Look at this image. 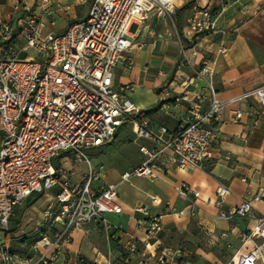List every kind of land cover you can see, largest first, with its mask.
Returning a JSON list of instances; mask_svg holds the SVG:
<instances>
[{"label":"built area","instance_id":"built-area-1","mask_svg":"<svg viewBox=\"0 0 264 264\" xmlns=\"http://www.w3.org/2000/svg\"><path fill=\"white\" fill-rule=\"evenodd\" d=\"M48 0H40L47 3ZM174 0H92L85 19L71 23L63 32L41 34L36 14L23 0L14 7L9 18L0 22V230L9 233V220L15 207L33 194L44 195L62 181L60 190L41 212L36 222L33 249L39 251L34 264H51L53 252L58 251L73 229L99 220L109 238L112 226L102 218L104 214H119L118 192L115 185L99 191L91 188L94 179L103 178L100 167H89L83 182L72 185L61 167L54 161L62 152H70L78 164L89 165L87 152L110 143L116 132L133 120L138 110L127 96L132 86L114 87V71L123 63L126 69L131 61L125 57L133 42L129 34L132 23L143 21L147 15L158 12L170 14ZM194 8L187 19L189 43L201 35H215L214 19L209 9ZM18 11L23 18H16ZM50 25H53L51 22ZM18 30L21 45L16 46L14 33ZM32 50L38 57L28 55ZM182 64L191 65L198 56L195 45L179 41ZM228 52L223 41L211 57L200 61L194 70L197 79L205 84L206 96L186 94L172 97L169 87L159 94L161 106L170 101L188 103L187 113L174 134L165 127L157 132L147 129L146 121L137 128L151 147L139 146L142 162L121 175V182L131 177L153 179L159 167H176L182 170L199 168L212 157L218 139L214 123L228 102L216 98L212 82L219 56ZM185 78L182 86H187ZM205 98L208 107L201 112ZM253 102L255 110L233 111L232 121L237 123L245 115L252 117V126L260 123L264 114V86L247 90L229 101ZM178 194L198 197L187 184H181ZM228 187L215 191L217 217L224 221L243 219L253 210L252 202L264 203V188H258L237 206L224 208L229 195ZM142 218L137 226L148 235L161 231L159 216L146 208H138ZM59 225V228H55ZM225 237V234H222ZM242 253H236L226 264H256L264 253V215L256 218L252 227L239 234ZM129 254H138L137 264H168L166 254L152 256L139 251L129 239L122 244ZM26 258L0 241V264H19ZM77 264H89L77 258Z\"/></svg>","mask_w":264,"mask_h":264},{"label":"crops","instance_id":"crops-1","mask_svg":"<svg viewBox=\"0 0 264 264\" xmlns=\"http://www.w3.org/2000/svg\"><path fill=\"white\" fill-rule=\"evenodd\" d=\"M23 1L36 14L43 35L50 31L61 33L71 23L85 19L92 2L48 0L41 4L40 0ZM17 4L22 3L0 0V22L9 18ZM195 6L210 10L217 33L201 35L189 43L187 19L194 14ZM15 16L23 18L24 13L18 11ZM130 27H134L129 31L133 42L125 57L131 61V67L126 69L123 63L118 64L113 83L116 89L132 86L127 96L138 114L116 132L110 143L87 152L89 165L76 163L70 152H62L54 161V166L63 168L72 185L83 182L89 167L94 171L101 167L104 173L103 178L91 182L92 189L99 191L118 185L117 204L121 213L102 216L112 226L115 238L107 236L99 220L84 224L73 229L58 251L53 252L51 264H77V258L89 264H137L138 254H129L122 248L129 239L136 243L139 251L146 250L156 257L166 254L168 264H226L236 253L245 251L239 241L240 232L252 227L256 218L264 215V203L252 202L253 210L248 217L227 222L217 217L215 205V191L219 186L230 190L224 208L237 206L258 188H264V114L256 127L252 126V117L247 115L235 123L232 121L234 110L254 111L255 106L253 102L229 103L247 90L264 86V0H174L172 13L154 12ZM18 34L16 30V46L22 44ZM180 40L187 45L194 44L198 50L191 65L181 62ZM220 41L228 47V52L218 57L212 82L216 98L228 103L213 125L219 133L211 159L205 160L199 168L186 170L159 164L153 179L133 176L121 182L124 172L142 162L139 146H152L138 134V125L146 121L147 129L152 132L165 127L168 134H174L180 120L186 116L187 102L170 101L167 106H161V90L169 87L172 97L186 94L189 100L195 94L206 96L205 84L196 78L194 70L199 69L202 59L216 53ZM185 78H189L188 85L182 86ZM207 107L205 98L201 112ZM151 109L155 110L140 115ZM130 144L136 145L137 155L124 158L126 163L120 165L116 177L107 176L100 161L102 154H108L115 164L114 159H123L121 151ZM184 183L198 192L197 198L178 194V187ZM60 184L62 181L28 204L29 196L14 208L10 218H18V227L8 234L0 230V241L26 258V262L19 264H34L39 257V251L33 249L36 234L23 233L22 221L30 222L34 218L39 221L41 212L60 190ZM142 207L160 217L162 228L154 236L137 226V220L143 217L137 209ZM256 264H264V253Z\"/></svg>","mask_w":264,"mask_h":264},{"label":"rangeland","instance_id":"rangeland-1","mask_svg":"<svg viewBox=\"0 0 264 264\" xmlns=\"http://www.w3.org/2000/svg\"><path fill=\"white\" fill-rule=\"evenodd\" d=\"M134 27H129V31H133ZM17 43L19 42L18 39L16 40ZM28 55L33 57H38L32 50H29L28 52L21 54L20 57H27ZM104 151V149L102 150ZM123 155V159H114L116 162L113 164L112 160L109 159V157L105 154H102L100 161L103 163L104 169L106 170L107 176L116 177L117 174H119L120 171V165L123 163H126V158L132 156L135 157L137 155V147L136 145L130 144L124 150L121 151ZM125 158V159H124ZM117 192H118V185L116 186ZM23 208V206H21ZM36 222L37 219H33L32 221L28 222L26 220L22 221L20 229L23 233H34L36 228Z\"/></svg>","mask_w":264,"mask_h":264},{"label":"trees","instance_id":"trees-1","mask_svg":"<svg viewBox=\"0 0 264 264\" xmlns=\"http://www.w3.org/2000/svg\"><path fill=\"white\" fill-rule=\"evenodd\" d=\"M154 110H155V109H151V110H148V111L141 112L140 115L148 114V113H150V112H153ZM39 196H40V194H33V195H31V196L28 198V200H27L28 204H29L30 202L34 201L35 199H37ZM9 224H10V226H11V229H9V231H14V230L18 227V224H19V220H18V218H15L14 220L11 219ZM33 242H35V239H34Z\"/></svg>","mask_w":264,"mask_h":264}]
</instances>
